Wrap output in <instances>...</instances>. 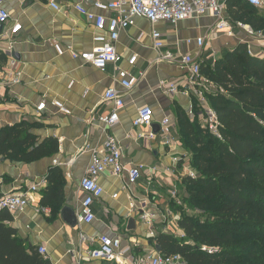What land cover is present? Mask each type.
<instances>
[{
    "label": "crops",
    "instance_id": "0c3cea01",
    "mask_svg": "<svg viewBox=\"0 0 264 264\" xmlns=\"http://www.w3.org/2000/svg\"><path fill=\"white\" fill-rule=\"evenodd\" d=\"M78 1L0 0V6L10 13L9 23L0 25V52L7 57V62L0 64L5 81L0 90V130L24 121L38 124L32 129L34 134L42 139L57 138L60 144L56 155L31 164L6 159L1 162L0 158V180H7L0 185V192L24 193L28 186L44 183L40 191L30 196V206L24 212L12 215L13 221L9 225L16 228L18 235L30 245L45 246V258L52 264H99L89 258V252L97 247L98 239L103 235L119 236L125 245L139 253H157L153 239L160 234L184 236L178 225L175 227L178 234H175L169 221V200L180 195L182 179L195 173L189 163V151L181 141L178 110H183L191 121L197 119L200 124L205 123L197 111L195 119L190 118V110L197 107V101L183 87L174 93L161 88L162 82L183 85L188 78L180 66L161 62V53L170 50L199 54L197 39L205 38L202 66L213 67L218 59L239 44L248 45L251 55L264 59V38H248L234 20L229 21L228 29L220 31L215 29L216 19L210 15L177 25L164 22L153 25L144 18H136L132 27L121 32L117 43L124 60L121 69L136 79L134 88L127 91L117 82L114 66L102 72L81 60H74L69 54L60 56L55 50L54 46L59 44L81 53L92 50L95 45V28L73 8ZM53 3H57L60 10H55ZM248 6L256 9L264 19V5L262 8ZM108 15L115 16L114 13ZM17 23L22 25V31L13 36L11 29ZM191 30H196L195 37L187 36ZM153 31L160 32L164 38L166 48L161 53L153 49ZM13 53L18 54V60L13 59ZM132 57L137 60L134 66H129ZM14 73L20 75L19 84H12ZM112 86L123 96L125 106L119 112L120 122L108 130L100 120L113 112L114 106L103 101L105 92ZM210 89L212 92L207 93V98L217 91L215 86ZM53 100L64 104L71 115L60 114L53 106ZM42 103L46 104V109L39 113L37 107ZM144 106L154 109L153 125L161 126L165 117L172 119L169 146L159 134L154 138L149 136L153 133L152 127L133 126L137 111ZM108 135L120 142L126 170L141 166L143 176L136 185L126 189L125 177L102 175L99 183L104 195L93 205L95 221L92 224L78 221L75 228H70L62 221L60 213L52 217L51 210L44 211L41 206L48 169L57 166L62 170L66 180L65 206L72 207L78 219L84 197L80 182L93 153H105ZM145 200L151 201L149 211L156 214L152 225L140 217ZM157 213L165 216V220ZM130 218L137 220L136 230L128 233ZM83 236L85 240L81 239Z\"/></svg>",
    "mask_w": 264,
    "mask_h": 264
},
{
    "label": "trees",
    "instance_id": "16d2710c",
    "mask_svg": "<svg viewBox=\"0 0 264 264\" xmlns=\"http://www.w3.org/2000/svg\"><path fill=\"white\" fill-rule=\"evenodd\" d=\"M226 8L232 20L264 30V19L244 0H227ZM5 62L7 57L0 52V64ZM202 74L217 89L208 101L217 113L220 137L178 110L181 141L193 151L195 172L184 177L181 186L192 199L213 208V221L203 225L185 216L177 223L184 239L160 234L153 240L161 255H181L187 264H264V59L239 44L213 67L202 66ZM34 127L38 124L24 121L2 128L0 158L31 164L56 155L59 140L42 139L32 132ZM6 182L0 180V185ZM46 182L41 206L56 217L66 201L62 170L51 166ZM12 221L9 212H0V264H52L39 247L18 235L9 225ZM238 227L247 234L239 235ZM244 237L248 241L240 243ZM244 256L247 261L240 260Z\"/></svg>",
    "mask_w": 264,
    "mask_h": 264
},
{
    "label": "built area",
    "instance_id": "2783aa9c",
    "mask_svg": "<svg viewBox=\"0 0 264 264\" xmlns=\"http://www.w3.org/2000/svg\"><path fill=\"white\" fill-rule=\"evenodd\" d=\"M249 5L262 8L264 0H245ZM55 10H60L57 3L52 4ZM73 8L84 16L95 28L94 47L87 52H76L70 48H63L56 44L55 50L60 56L69 54L74 60H81L86 65L105 72L109 66H114L117 71V82L127 91H130L136 85V79L133 78L127 70L121 69L124 62L122 55L118 52L117 43L122 31L132 27L136 18H144L151 24L159 22L177 25L192 18L204 17L210 15L216 19L215 29L225 30L229 28V21L232 20L226 8V4L220 0H79L73 4ZM114 13L115 16L108 14ZM10 21V13L0 6V25H7ZM236 25L242 29L248 38H264V30H255L251 26L242 22L235 21ZM22 31L21 24H15L11 29L13 36ZM153 49L162 52L166 44L162 34L153 31L151 34ZM199 54H182L170 50L161 53L159 60L166 64L180 66L188 75V78L182 85L176 82H162L161 88L168 92H179L183 87L188 95H193L197 101V107L191 109L189 116L194 118L196 111L201 115L206 129L214 136L220 137V123L216 111L209 105L206 89L213 87V83L202 74L201 51L205 46V38L197 39ZM137 57H132L128 64L134 66ZM12 65L14 61L11 59ZM3 75L0 71V90L5 86ZM20 83V75L14 73L12 84ZM182 85V86H181ZM103 101L114 106L110 116L102 118L100 121L110 130L120 122L119 112L124 108V98L115 87H110L105 92ZM53 106L57 108L60 114L70 116V111L64 104L57 100L52 101ZM46 109V104L42 103L37 107L41 113ZM155 112L150 106L141 107L133 121V126L151 128L154 124ZM193 120V119H192ZM172 119L165 117L161 123L159 135L166 145L172 142L170 127ZM151 138L155 135L150 133ZM111 174L117 177H125V188L137 184L142 178V167L135 166L126 170L123 162V150L120 142L112 135H108L105 142V153L94 152L86 173L80 182V189L83 192L81 201V210L78 221L82 224H92L95 221L93 205L104 195V189L99 183V178L104 174ZM193 176V175H192ZM43 184H32L24 193H1L0 192V212L7 211L11 215H17L24 212L31 203V195L41 190ZM117 197V196H115ZM145 207L140 214L141 219L149 225L154 223L156 214L149 211L152 205L151 201L143 202ZM158 210V209H157ZM47 211V209H44ZM138 213V212H137ZM157 215L165 220L161 213ZM85 240V236L81 237ZM39 253L47 256V248L39 247ZM89 258L99 264H187L181 255L164 256L159 253H139L131 246L125 245L119 236H101L98 239L97 247L89 252Z\"/></svg>",
    "mask_w": 264,
    "mask_h": 264
},
{
    "label": "rangeland",
    "instance_id": "374dc122",
    "mask_svg": "<svg viewBox=\"0 0 264 264\" xmlns=\"http://www.w3.org/2000/svg\"><path fill=\"white\" fill-rule=\"evenodd\" d=\"M196 34H197L196 30H191V31H189L187 36L188 37H195ZM206 92L208 94H210L212 91L210 88H207ZM197 126L202 128V129H206V127H204L205 125H203V124L197 123ZM204 132H207V131L204 130ZM192 153H193V151L189 152L190 166L192 165V162H193V156H192L193 154ZM180 190H182V191H180V195H178L175 199L172 198L169 200V202H170L169 207H170V211H171V215L169 216V221L174 228L173 231L175 234H178L179 228L176 229L175 227L177 226L178 221L182 217L187 216V217L193 218L199 224H203V225H206V224L213 221V219H211V212H213V208L211 206L205 207L204 204H202L201 202H199L195 199H192L190 194L185 189H183L181 186H180ZM237 229H238L239 235L247 234L246 233L247 231H245L244 229H241L240 227H238ZM184 237H185V234H184V236H179L180 239H184ZM251 238H255V237H251ZM238 240L240 243L248 241V239L245 237L238 239ZM257 240L260 241V238L257 237ZM240 260H246L247 261L248 259L244 256ZM249 261H250V259H249ZM255 264H257V263H255Z\"/></svg>",
    "mask_w": 264,
    "mask_h": 264
},
{
    "label": "water",
    "instance_id": "95a60500",
    "mask_svg": "<svg viewBox=\"0 0 264 264\" xmlns=\"http://www.w3.org/2000/svg\"><path fill=\"white\" fill-rule=\"evenodd\" d=\"M2 29V26L0 27V30ZM13 59L18 60V54L13 53L12 54ZM153 134L158 135L161 131V126L160 125H153L152 126ZM1 162H4V159L1 160ZM60 216L62 221L70 228H75L78 225V219H77V214L75 210L70 207V206H65L62 208L60 211ZM136 222L137 220L135 218H130L128 220V225H127V232L131 233L136 230ZM157 253H161V250L156 246Z\"/></svg>",
    "mask_w": 264,
    "mask_h": 264
}]
</instances>
